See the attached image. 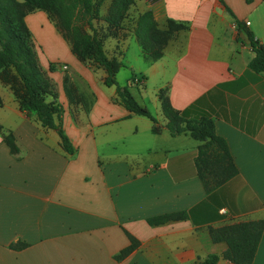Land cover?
<instances>
[{
	"label": "crops",
	"instance_id": "crops-1",
	"mask_svg": "<svg viewBox=\"0 0 264 264\" xmlns=\"http://www.w3.org/2000/svg\"><path fill=\"white\" fill-rule=\"evenodd\" d=\"M95 1L104 19L113 0ZM145 12L158 31L170 30L169 20L182 25L170 30L156 60L135 35ZM44 13L25 16L30 34L28 18L45 27ZM93 24L104 52L124 66L116 82L134 97L137 91L158 123L122 107L105 70L82 62L60 32L50 41L58 56L49 68L37 59L54 91L45 101L60 107L56 122L70 150L57 130L19 108L0 74V264H200L209 255L233 264L212 234L253 231L262 233L253 264H264V72L248 69L255 53L246 34L264 45V0H135L119 29ZM163 96L178 113L199 101L196 112L213 119L238 175L205 191L195 167L202 142L170 134ZM169 213L187 219L147 222ZM130 237L133 251L115 259Z\"/></svg>",
	"mask_w": 264,
	"mask_h": 264
},
{
	"label": "trees",
	"instance_id": "trees-1",
	"mask_svg": "<svg viewBox=\"0 0 264 264\" xmlns=\"http://www.w3.org/2000/svg\"><path fill=\"white\" fill-rule=\"evenodd\" d=\"M135 0H113L104 19L99 18L101 2L95 0H0V74L2 79L12 85L19 108L28 116L37 119L42 127L57 130L64 148L70 150L71 145L56 118L60 116V107L55 102H46L47 95H53L51 83L44 78L38 64L36 53L29 40L30 30L25 23L28 12L42 11L48 14L50 20L57 24L62 31L63 39L69 44L71 52L82 58H92L96 68L105 70L104 82L108 86L116 85L119 104L130 113L144 115L153 124L157 119L142 106L131 94V86L121 87L115 80L114 74L124 67L116 59H110L103 50V37L94 26V21H106L110 28L119 29L130 5ZM135 35L140 39L144 52L152 59L162 57L160 52L166 43L170 30H180L178 25L169 20L170 30L158 31L153 22L152 14L145 12L137 20ZM255 57L248 69L256 73L264 72V45L254 39V35L246 30ZM14 71L10 76L9 70ZM134 85V78L130 79ZM199 101H195L181 113L175 112L169 99L161 97V109L168 119L166 127L170 134L179 136L187 133L202 142L195 159L198 176L202 180L205 191L211 192L238 175L227 142L215 135V122L210 116L196 112ZM6 144L12 153L19 147L12 136L6 135ZM187 219L186 213H169L149 219V225H162L173 220ZM213 242L225 241L227 249L221 258L230 260L233 264H253L254 256L262 239L261 231H253L240 235L227 233L212 234ZM130 245L115 257L122 260L133 251L137 245L135 238L130 237ZM26 247L20 243L17 248ZM220 257L209 255L200 264H218Z\"/></svg>",
	"mask_w": 264,
	"mask_h": 264
},
{
	"label": "rangeland",
	"instance_id": "rangeland-1",
	"mask_svg": "<svg viewBox=\"0 0 264 264\" xmlns=\"http://www.w3.org/2000/svg\"><path fill=\"white\" fill-rule=\"evenodd\" d=\"M34 12H37V11H33L31 13H34ZM28 13H30V12H28ZM38 13L45 14L44 12H39V11H38ZM28 19H30L29 22L32 26V31H31L29 40L32 44L33 51H34V53H36L37 57L40 55V58L43 61L42 63L44 65V68L46 69V65H47V69H48L50 64L52 63V62L49 63V59L52 57L58 56V55H55L54 53L50 52V48L54 47L53 44L50 42L52 40L51 38L54 37L55 35H57L56 33H59V32L62 35V31L57 26L56 23L54 24V22L52 20H50V18H49V20L53 23H51L48 19H45V27H43L44 23L41 22V19L37 18V16H32L31 18H28ZM99 31L103 32V28H99ZM44 34H46V35H44ZM78 58L82 62H85V64L89 65L90 67L96 68V66H95L96 62L92 58H88V57L82 58L79 56H78ZM49 71L52 72V70H49ZM44 78H46L48 80V78L46 76H44ZM120 83L123 84V81H120ZM135 96H136L135 97L136 100L141 105H143V103H145V106H147V108H148L147 110L149 112H151V108H152L151 105L146 103V100H142L140 98V96L137 94V91L135 93Z\"/></svg>",
	"mask_w": 264,
	"mask_h": 264
},
{
	"label": "built area",
	"instance_id": "built-area-1",
	"mask_svg": "<svg viewBox=\"0 0 264 264\" xmlns=\"http://www.w3.org/2000/svg\"><path fill=\"white\" fill-rule=\"evenodd\" d=\"M247 25H249V24L247 23ZM64 69H66V68L64 67Z\"/></svg>",
	"mask_w": 264,
	"mask_h": 264
}]
</instances>
